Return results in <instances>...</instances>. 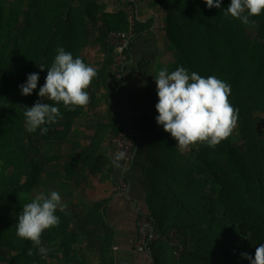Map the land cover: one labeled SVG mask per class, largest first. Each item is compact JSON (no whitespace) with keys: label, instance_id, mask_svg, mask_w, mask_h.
I'll list each match as a JSON object with an SVG mask.
<instances>
[{"label":"rangeland","instance_id":"obj_1","mask_svg":"<svg viewBox=\"0 0 264 264\" xmlns=\"http://www.w3.org/2000/svg\"><path fill=\"white\" fill-rule=\"evenodd\" d=\"M165 1L183 31L176 27L175 22L172 30L169 29L168 13L164 10V20L160 27L162 56L158 62L152 60V63L147 65L146 71L152 82V89L143 120L144 132L155 134L153 146L158 157V166L151 162L148 172L150 177L157 181L158 196L165 202V206L162 205L163 215L161 214L164 225L157 230L156 239V244L161 249L159 261L160 264H250L240 253L246 252L254 258L256 247L264 243V11L258 16L250 17L249 24L245 25L230 14L224 15L231 0H223L220 8H208L206 0ZM42 2L43 0H0V69L8 65L9 70H12L16 67L14 65H20V43L31 19L37 17ZM110 35L107 34L106 38H103L107 48L104 52L105 58L111 56ZM172 36L183 38L186 45L193 44L197 48L196 68L200 69L206 78L215 76L230 85L231 90L240 87L243 91L244 103L241 109L244 114H237L232 133L215 147H209L205 142L181 150L171 134L156 122L158 112L155 105L158 96L154 78L158 76L159 71L167 68L171 73L177 67L183 66L189 74L195 72L183 62L177 42ZM104 82L106 88L103 86L99 89H107L108 92L101 94L99 91L98 94L102 98H108L106 101L111 106L112 121H115L120 107L108 82V72ZM93 87L91 83L86 89L90 102H95L96 97H99L96 93L92 94ZM38 91L39 89L37 93ZM6 94L5 100H12V118L22 120L25 124L26 98L21 95L20 88L10 90L6 87ZM228 99L232 106L238 109L231 95ZM37 100L55 104L39 96ZM2 104L3 91L0 85V114ZM56 106L61 108L60 105ZM60 112L66 113L72 120L76 116L81 124L85 121L81 111ZM112 121L98 130L99 134L107 137L106 140L118 135L112 129ZM45 126L48 128L46 134H41L39 129L30 133L25 124L26 142L17 146L19 152L21 149L24 152L25 161L27 158L30 163L38 164L40 169L34 188L18 191L22 205L31 202L42 192L47 195L43 187V172L48 161L45 157V146L50 143L48 136L53 132L54 136L50 140L57 141L59 134L68 128V125L63 128L57 124L54 126V123ZM79 130L81 134L84 133L82 127ZM64 138L66 139V136ZM55 145L57 146V143ZM2 153L9 155V148L3 147V143L0 144V154ZM21 157L22 153L16 164L12 162L9 165L0 156V162L8 164L5 170L4 165L0 163V182L10 175L13 177L22 173ZM11 158L10 149V160ZM62 159L67 165H71L72 157L70 159L62 154ZM203 159L216 163L217 168L226 174L227 180L220 181L214 175L212 177L202 165ZM16 165L19 171L16 170ZM68 169L72 170L69 167ZM3 172L7 173L4 175ZM26 178L27 175L22 178L20 184ZM221 189L224 190L226 198L216 192ZM228 190L231 192L227 193ZM205 195H208L206 199ZM57 227L54 232L58 231ZM45 231L41 235V246L48 248ZM9 240H12L13 244L17 241L16 225L11 224V227H8L0 221V264L71 263L69 252L64 256L58 254L61 251L59 243L68 245V238H56L55 249L48 252L47 259L41 258L39 246L33 242L34 254L28 256L7 246L4 241Z\"/></svg>","mask_w":264,"mask_h":264},{"label":"crops","instance_id":"obj_2","mask_svg":"<svg viewBox=\"0 0 264 264\" xmlns=\"http://www.w3.org/2000/svg\"><path fill=\"white\" fill-rule=\"evenodd\" d=\"M129 1L66 0L68 8L80 9L87 26L88 42L79 57L97 71L92 80V94H98L99 88L106 85L104 78L109 72L110 59L104 56L107 48L103 38L124 24L125 7ZM132 1L139 14L140 32L126 68L122 89L124 106L117 114H121L125 129L136 141L133 163L125 164L116 155L113 139L108 137L106 140L107 137L98 132L113 120L110 103L106 101L108 98H102L100 94L95 102L73 111L61 103L60 110L81 111L85 121L81 124L76 116L72 120L62 113L54 126L64 128L68 125V128L59 134L57 141L50 140L54 136L53 132L50 133V143L45 146L48 161L43 172L44 191L47 194L57 191L62 204L66 205L64 211L58 208L55 213L60 219L58 231L54 232L56 227L46 230L45 242L54 250L56 238H68V245L59 243L61 251L58 254L64 256L69 252L70 264H156L154 254L159 250L149 254L139 250L136 242L140 216L150 211L151 204L145 182L147 142L142 133L152 89L146 70L152 60L158 62L162 56L160 27L164 10L158 0ZM104 90L100 91L101 94L108 92ZM80 127L84 131L82 134ZM62 154L72 157L71 165L64 162Z\"/></svg>","mask_w":264,"mask_h":264},{"label":"clouds","instance_id":"obj_3","mask_svg":"<svg viewBox=\"0 0 264 264\" xmlns=\"http://www.w3.org/2000/svg\"><path fill=\"white\" fill-rule=\"evenodd\" d=\"M220 5L221 0H206L208 8H220ZM262 11L264 0H231L224 15L230 14L247 25L250 17L258 16ZM39 68L43 70L45 66L39 64ZM47 69L45 83L37 95L55 104L37 100L31 107L24 106L27 131L30 133L39 129L41 134H46L48 128L45 125L55 123L62 116L60 108L56 106L61 102L69 111L86 107L90 102L86 89L97 75L94 67L80 57L74 59L72 53L66 52L63 47L57 49L53 63ZM154 79L158 96L156 122L171 134L181 150L205 142L209 147H215L232 133L238 109L229 102L231 88L226 82L215 76L204 78L196 72L189 74L183 66L171 73L163 68ZM38 80V72L28 74L26 81L18 86L21 95H31L37 88ZM58 208L60 211L66 208L60 194L57 191H50L47 195L42 192L23 205L18 216L16 235L39 246L43 259H47L51 249L41 246V235L46 229L59 225L60 219L55 214ZM33 254L29 248L27 255ZM240 255L250 264H264V243L256 247L254 258L246 252Z\"/></svg>","mask_w":264,"mask_h":264},{"label":"trees","instance_id":"obj_4","mask_svg":"<svg viewBox=\"0 0 264 264\" xmlns=\"http://www.w3.org/2000/svg\"><path fill=\"white\" fill-rule=\"evenodd\" d=\"M163 10L167 14V23L170 30L174 26L182 30L181 25L179 24L177 18L172 15L171 8L168 6L165 0H158ZM223 0H221L222 6ZM217 15H220L217 13ZM127 25V15L125 13L124 24L121 27H118L112 31L116 32L125 28ZM139 25L138 22L137 31L139 35ZM183 31V30H182ZM25 36L21 44V62L20 65H14L12 70H9L10 67L7 65L3 69H0V85L3 91V104L2 112L0 114V144L3 143V147L9 148V155L6 153L0 154L2 159L6 163L14 162L22 153L20 168L22 173L6 179L0 182V221L11 227L16 225L18 222V216L21 214L23 205L19 199V190H31L37 183L39 176V165L36 163H30L27 158L25 161L24 152L22 149L20 152L17 149V146L22 142H26L25 138V124L24 121L18 120L17 118H12V100L6 99V87L8 89H17L18 85L24 83L27 79V75L30 73L38 72L39 80L37 88L33 91L31 95L24 96L26 98V106L31 107L37 101V90L45 82V77L47 75V67H51L54 57L57 54V49L63 47L66 52H70L73 55V58L79 57L82 55V51L86 46L87 39V26L82 17L80 9L73 10L68 8L66 1L63 0H43L40 10L36 18L31 19L29 27L25 30ZM111 33V34H112ZM110 34V33H109ZM111 38V35H110ZM173 40L177 42L179 52L183 57V62L188 65L191 70H195L200 76L206 78L200 69L196 68L195 57H198L197 48L193 44L185 43L183 38H176L172 36ZM134 44V43H133ZM133 46V45H132ZM114 58V50L111 45V56L109 57L110 63L109 68L112 64ZM39 64H43L45 68L41 70ZM109 77V72H108ZM110 84V83H109ZM111 86V84H110ZM113 91V87L111 86ZM114 94V93H113ZM230 95L233 97L235 102L238 105V113L243 116L242 104L243 101V91L240 87H235L231 90ZM115 96V94H114ZM112 129L115 134H118L125 127L123 125L121 114H117L115 121L111 123ZM143 128V127H142ZM143 136L147 142V160L145 165V175H146V185L150 192V211L147 213L155 223L156 230H160L163 227V207L165 202L161 200V196H158V186L157 181L151 178L149 175L148 168L152 162L154 166H158V157L156 154V149L153 146L155 143V134L149 135L147 132H144ZM10 149L12 151V158L10 160ZM136 156V155H135ZM4 169L6 170L8 164L2 163ZM202 165L208 169L210 175L217 180L223 181L227 180L226 174H223V170L217 168V164L211 162L209 159H203ZM16 170L19 171V167L16 165ZM7 172H3L5 175ZM27 175L26 180L23 179L22 184H20L22 178ZM217 193L220 194L223 198H226V194L223 189L217 190ZM231 192L230 190L227 193ZM208 195H205L206 199ZM196 201L197 198H194ZM164 205V206H162ZM162 206V207H161ZM7 246L13 248L14 250L20 251L21 254L27 255V250L32 249V241L25 240L17 236V241L13 244L12 240L8 242L4 241ZM153 253L156 250H159L155 255L156 264H160L159 261V252L161 249L156 244V241L152 244ZM33 250V249H32ZM157 252V251H156ZM152 253V254H153ZM29 256V255H28ZM32 258V257H31ZM211 264V263H206Z\"/></svg>","mask_w":264,"mask_h":264},{"label":"built area","instance_id":"obj_5","mask_svg":"<svg viewBox=\"0 0 264 264\" xmlns=\"http://www.w3.org/2000/svg\"><path fill=\"white\" fill-rule=\"evenodd\" d=\"M127 25L125 28L113 32L111 41L114 50V58L109 68L108 82L113 87L116 101L120 108H123L122 89L126 78V68L131 60L132 45L138 37L137 26L139 14L136 4L130 0L125 7ZM116 146V155L125 162L131 164L136 155V141L124 128L113 138ZM123 184L127 186L124 181ZM158 238V231L155 228L154 220L144 213L139 219V237L136 246L139 250L149 254L153 253L152 244Z\"/></svg>","mask_w":264,"mask_h":264}]
</instances>
